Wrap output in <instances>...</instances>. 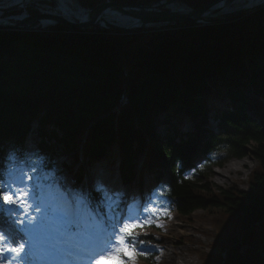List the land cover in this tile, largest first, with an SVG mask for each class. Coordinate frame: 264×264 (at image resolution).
<instances>
[{"label": "trees", "instance_id": "1", "mask_svg": "<svg viewBox=\"0 0 264 264\" xmlns=\"http://www.w3.org/2000/svg\"><path fill=\"white\" fill-rule=\"evenodd\" d=\"M79 1L94 10L106 4ZM182 1L197 9L213 0ZM120 34L63 26L0 30V179L11 157L29 155L25 143L35 133L30 155L59 172L58 158L66 154L73 165L63 166L80 187L82 150L89 164L113 159L121 184L143 198L161 189L185 222L198 210H211L217 230L212 246L226 257L205 250L200 264H264L257 251V245L264 249V7L220 24L187 23L151 48L137 40L129 46ZM217 100L224 105L214 111L208 104ZM249 103L261 121L245 112ZM185 111L206 120L213 111L224 133L200 139L195 123L194 130L182 131ZM221 148L257 162L250 190L214 189L207 161ZM197 158L206 160L202 167L193 165ZM193 238L183 237L191 244ZM139 239L150 248L161 244L156 227H144ZM140 262L155 264L156 255Z\"/></svg>", "mask_w": 264, "mask_h": 264}, {"label": "rangeland", "instance_id": "2", "mask_svg": "<svg viewBox=\"0 0 264 264\" xmlns=\"http://www.w3.org/2000/svg\"><path fill=\"white\" fill-rule=\"evenodd\" d=\"M155 1L157 0H141V1L106 0V4L114 3V4L137 6V5L149 4ZM191 1L196 2L194 0ZM208 4L204 6H207ZM102 7L97 8L96 10H99ZM21 11H22L21 9L16 8L15 10L7 13L6 15L12 17L11 21H15V17L21 14ZM28 11L32 15L33 19L41 15L38 6L29 7ZM187 23H183L181 25L166 26V27H157V28L152 27L138 31L121 32L120 36L124 37V39H127V41L131 40L130 42H127L129 46H132V42L135 44L136 43L135 41L137 40V42L143 43L147 47L151 48L154 45V43L158 40L157 36L173 34V33L177 34L179 33V30L181 28L187 25ZM198 26L199 25L193 27H198ZM52 27L55 26H49L47 28H44L42 31H48ZM8 31H12V30H8ZM251 102L253 105L256 104V101H254L253 99H251ZM125 104H127L126 101L124 102V105ZM253 105L248 106L246 104L247 109L245 112L248 114L247 110H251L256 114L255 115L256 119L261 120L259 119L260 117L259 113L255 109V107H253ZM185 112H187V116L184 117L183 125L179 126V128H181L182 131L194 130L193 123H195L201 126L200 130L196 131L198 134L200 132L199 136L202 133L203 126L206 127L207 129L210 128L212 131L217 132L218 129L215 122H213V126H212L211 116L208 118V120L206 119L202 120L199 117L198 118L193 117L190 111H185ZM159 131L162 132V129H160ZM33 140H35L33 136L29 138L28 150L34 148ZM116 150L117 147H115V151ZM212 155L214 161L223 162V166H217L216 164L212 163L211 168H212V181L214 183V189L224 190L234 185H237L239 189L242 191H248L251 189L250 185L248 184V176L257 165V162L253 159V157L248 156L240 160L233 159L231 158L228 151L224 148ZM59 160L60 163L72 164L71 159H69V157L66 155H62ZM86 171L87 173L84 178V182L87 185H90L98 190L105 191V193L108 195L110 194V192H113L116 198L119 199L121 196H124L130 192V189L128 187H124L120 184V177L117 173V164H113L111 162V159L108 160L102 159L92 167H89V169H87ZM7 172L9 177H11V179L7 182V184H11L13 188L17 190L18 188H23L26 185H30L32 192V195H30L28 198L29 203L32 204L31 208H28L27 206L24 208L11 206L18 211V213L14 216L15 219L23 220L25 221V223L22 225L16 223L15 229H12L11 231L8 232L9 236H12L14 238H18L19 236H22L25 239H29L37 235L44 236V230H43L44 227L42 226V223L44 222L45 217L48 214L47 212L55 213L54 206L56 202L58 201L60 202V200H61L60 210L63 212L65 211L67 214H69L68 224L74 228H77L78 230L81 229V231L78 232L79 238L83 237V233L86 231L87 228H91L93 226H95V228L97 229L99 228V224L92 219L91 213L86 206V202L85 203L77 202V203L80 207H83L82 209L85 215H87V217L86 218L79 217L76 221L70 219V217L77 216L78 211L77 209L74 208V205L69 202V199L67 198V194L75 201H78V197L80 196V194L73 191L67 185L68 181L70 180V176L68 173H65L61 179H59L53 173L47 174L43 170H39V171L37 170L36 172L30 173L25 166H22L21 164H18L15 161H13V163L10 164V167L7 169ZM25 176H30L32 177V179L30 181L23 180L22 182V179ZM63 182H65V188L62 187ZM136 198L138 199V196ZM154 199L156 201L162 200V198L158 195H156ZM36 204L40 205L39 209L35 207ZM138 205H139V200H136V202H134V205L127 206V209L128 211L135 213V215L139 213L145 214L146 211H143L141 208L138 207ZM6 206L9 205L6 204ZM151 206L159 210V203L154 202V204L152 203ZM210 212L211 210L208 211L198 210L194 212L191 221H187V222L181 220L174 213L176 217L173 218V222L175 223V226L173 227L166 228L167 222L171 220L172 214L168 217V220H166V222H161V224H163V227H157L156 235L159 240L164 241V246H162L161 248L152 249V251L158 254V258L155 264H160V255L162 251L177 252L183 254L185 256V262L183 264H199L200 263L199 256L203 251L208 250L209 252H213L214 246H212V242H214L215 240V235H217L216 233L217 230L215 226L212 224L213 215ZM28 214H30L33 217L41 218L40 220H37V223L40 224V227L37 231H32L30 226L27 224ZM188 235L194 236L192 244L187 243L183 239V237ZM8 244H9V240L7 239L6 246ZM3 260H6V257L0 259V264H4ZM176 261L181 262L179 257H176Z\"/></svg>", "mask_w": 264, "mask_h": 264}, {"label": "snow or ice", "instance_id": "3", "mask_svg": "<svg viewBox=\"0 0 264 264\" xmlns=\"http://www.w3.org/2000/svg\"><path fill=\"white\" fill-rule=\"evenodd\" d=\"M32 177L25 176L23 180H31ZM32 195L30 185L23 188L15 189L11 184H0V200L4 204L10 206L7 211L11 210V206L28 207L29 196ZM78 203H85L86 198L83 193L78 197ZM40 208L39 204L35 205ZM40 217H33L28 214L27 224L32 231H37L40 224L37 220ZM18 224H24L25 221L17 220ZM155 224L157 227H163L151 218L143 220L137 217H114L111 230H105L103 234H97L92 237L86 246L72 245L67 255L71 257L76 264H109L111 261H118L119 264H140L141 259L147 260L151 255V248L145 246L144 241L139 239L141 231L146 226ZM7 233L0 231V259L6 257L8 253H12V260H24L26 256V243L31 241H14L16 246H6ZM12 260L9 264H12Z\"/></svg>", "mask_w": 264, "mask_h": 264}, {"label": "water", "instance_id": "4", "mask_svg": "<svg viewBox=\"0 0 264 264\" xmlns=\"http://www.w3.org/2000/svg\"><path fill=\"white\" fill-rule=\"evenodd\" d=\"M178 0H157L155 2L144 5H123L107 3L99 10H91V14L83 21H70L63 17H54L51 26H63L72 31H84V30H114L117 32L138 31L145 30L152 27H166L173 25H181L183 23L190 22L193 26H209L213 24H220L228 20L234 19L240 15L249 13L257 7L264 6V0H256L251 6L230 9L228 11H222L224 4H233L236 0H215L207 6L192 9L188 11H174L164 9L166 5ZM16 6L0 5V30H12V31H34L41 32L46 25L45 20L49 17L39 16L37 18H31L29 23H17L11 21L12 17L6 14L15 10ZM127 10L134 14L139 23L131 28H126L117 24L105 23L104 18L113 12L114 10ZM16 18V17H15ZM175 35V34H172ZM164 35L157 36L160 39Z\"/></svg>", "mask_w": 264, "mask_h": 264}, {"label": "bare ground", "instance_id": "5", "mask_svg": "<svg viewBox=\"0 0 264 264\" xmlns=\"http://www.w3.org/2000/svg\"><path fill=\"white\" fill-rule=\"evenodd\" d=\"M256 0H236L233 4H224L222 11L230 9H238L251 6ZM0 5L16 6L21 9L14 22L29 23L32 15L29 13V7L38 6L41 12L40 16L49 17L45 20L46 28L51 26L54 17H63L70 21H83L91 14L90 8L84 7L79 0H0ZM190 6L182 0L175 1L165 6L166 10L174 11H188ZM1 21V19H0ZM105 23L117 24L126 28H131L139 23L138 18L127 10H114L104 18ZM174 34V33H173ZM127 90L123 89L121 101L122 104L126 101ZM71 198V197H70ZM58 208V204H57ZM74 208L77 209V216L72 217V220H77L79 217H85V213L77 202L74 203ZM175 214L171 215V220L167 222L166 228L175 226L173 218ZM179 257L181 262L176 261ZM185 256L177 252L162 251L160 255V264H183Z\"/></svg>", "mask_w": 264, "mask_h": 264}]
</instances>
